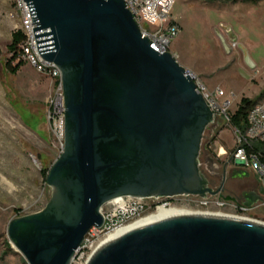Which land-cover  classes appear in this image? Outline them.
Segmentation results:
<instances>
[{
	"label": "water",
	"instance_id": "95a60500",
	"mask_svg": "<svg viewBox=\"0 0 264 264\" xmlns=\"http://www.w3.org/2000/svg\"><path fill=\"white\" fill-rule=\"evenodd\" d=\"M23 2L41 58L61 73L65 103L64 150L45 178L50 199L7 226L27 264H69L116 198L219 193L205 186L198 162L214 115L188 71L142 37L123 0ZM86 264H264V223L155 219L102 242Z\"/></svg>",
	"mask_w": 264,
	"mask_h": 264
},
{
	"label": "rangeland",
	"instance_id": "374dc122",
	"mask_svg": "<svg viewBox=\"0 0 264 264\" xmlns=\"http://www.w3.org/2000/svg\"><path fill=\"white\" fill-rule=\"evenodd\" d=\"M173 1L179 32L169 49L177 63L208 91L232 94L231 112L241 98L264 94V0ZM14 3L0 0V264H27L11 245L7 226L46 206L51 188L41 170L58 157L45 120L49 81L25 62L14 74L6 68L11 34L21 31ZM220 135L232 149L231 133ZM176 208L196 213L179 202Z\"/></svg>",
	"mask_w": 264,
	"mask_h": 264
},
{
	"label": "built area",
	"instance_id": "2783aa9c",
	"mask_svg": "<svg viewBox=\"0 0 264 264\" xmlns=\"http://www.w3.org/2000/svg\"><path fill=\"white\" fill-rule=\"evenodd\" d=\"M123 2L138 25L142 37L151 42L150 47L159 54L170 53L176 60V55L169 49L172 40L179 32V27L171 16L174 1L123 0ZM14 5L19 17L20 29L25 36L21 45V59L50 83L45 120L52 135L53 146L60 155L65 146V103L61 73L54 64L43 60L38 52L32 28L33 19L28 5L23 0H15ZM233 47H235L234 44ZM188 74L193 78L196 91L203 97L214 115L210 125L212 126L216 120H221L228 126L232 94L227 95L218 88L208 91L196 77L189 72ZM232 131L234 150L231 156L234 159L243 160V168L253 171L261 178L264 189V155L257 149L258 146H264V102H258L250 108L244 132L234 127ZM34 162L37 163L35 160ZM177 202L182 203L186 208L193 209L196 213L205 214V216L256 221L248 216L253 207L238 204L219 195L210 196L207 199L195 196L167 197L161 202L156 201L153 205H148L140 198L120 197L101 207L102 226L99 228L94 226L89 230L69 264H86L105 237L153 214L160 207L176 208ZM107 205L109 208L105 209Z\"/></svg>",
	"mask_w": 264,
	"mask_h": 264
},
{
	"label": "crops",
	"instance_id": "0c3cea01",
	"mask_svg": "<svg viewBox=\"0 0 264 264\" xmlns=\"http://www.w3.org/2000/svg\"><path fill=\"white\" fill-rule=\"evenodd\" d=\"M223 130H228L231 133L234 144L232 127L223 124L221 120H216L212 125L213 141L210 143L206 152L215 162L214 168H218V166L226 167L227 185H243L252 189L250 191V197L252 200L247 204L241 205H249L248 207H253L248 213V216L256 221L264 223V189L262 180L253 171L243 167H235L231 162L228 163L234 147L232 149L229 148L228 144L221 138L220 134ZM257 149L264 155V146H258ZM219 196L240 204L229 194Z\"/></svg>",
	"mask_w": 264,
	"mask_h": 264
},
{
	"label": "flooded vegetation",
	"instance_id": "af4514ba",
	"mask_svg": "<svg viewBox=\"0 0 264 264\" xmlns=\"http://www.w3.org/2000/svg\"><path fill=\"white\" fill-rule=\"evenodd\" d=\"M212 141H213L212 126L209 125L205 128L203 132L200 143V152L198 156L200 173L205 180L206 183L205 186L210 188L211 191L219 190V193L217 195L229 194L240 204L249 203L252 200L250 197L251 195L250 191L252 190L251 188L249 189L243 185H233V186L227 185L226 167L223 166L221 167L218 166V168H214L213 166L209 167V164L212 161V159L208 156L206 151L210 143H212ZM203 151L205 152V154ZM206 196H210V195L207 194ZM164 199L166 198L151 197L144 199V201L153 205L156 201L161 202Z\"/></svg>",
	"mask_w": 264,
	"mask_h": 264
},
{
	"label": "trees",
	"instance_id": "16d2710c",
	"mask_svg": "<svg viewBox=\"0 0 264 264\" xmlns=\"http://www.w3.org/2000/svg\"><path fill=\"white\" fill-rule=\"evenodd\" d=\"M25 40V36L22 31H16L11 34L10 43L7 46L8 54L10 57L6 62V68L11 73L14 74L19 69V67L24 63L21 59V45ZM13 62H16L15 65H12ZM264 98V94H261L255 100L248 98H241L237 104L236 109L233 112L229 113V124L228 126L238 128L240 131L244 132L246 129V119L247 114L250 108L260 102ZM48 169H42L41 173L44 178H46Z\"/></svg>",
	"mask_w": 264,
	"mask_h": 264
},
{
	"label": "bare ground",
	"instance_id": "6f19581e",
	"mask_svg": "<svg viewBox=\"0 0 264 264\" xmlns=\"http://www.w3.org/2000/svg\"><path fill=\"white\" fill-rule=\"evenodd\" d=\"M192 215H195V216H199V215H205V214H201V213H191L189 211H185V210H181V209H177V208H163V207H160L157 209L156 212H154L152 215L150 216H147V217H144L132 224H130L129 226L121 229V230H118L114 233H112L111 235H108L107 237H105L99 244L98 246L102 243V242H105L106 240H109V239H112L116 236H118L119 234L123 233L125 230H127L128 228H131L135 225H139L141 223H145V222H148V221H151V220H155V219H160V218H168V217H177V216H192ZM97 246V247H98ZM96 247V248H97ZM96 250V249H95Z\"/></svg>",
	"mask_w": 264,
	"mask_h": 264
}]
</instances>
